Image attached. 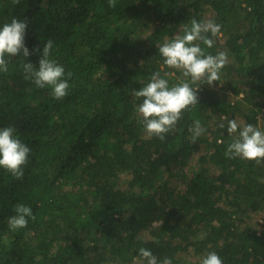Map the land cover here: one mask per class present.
<instances>
[{
	"label": "trees",
	"instance_id": "trees-1",
	"mask_svg": "<svg viewBox=\"0 0 264 264\" xmlns=\"http://www.w3.org/2000/svg\"><path fill=\"white\" fill-rule=\"evenodd\" d=\"M27 19L29 57L0 72V127L31 148L24 175L0 169V264H264V159L228 158L236 119L264 129V0H0V24ZM221 25L209 52L226 51L219 81L202 84L164 139L136 112V89L168 68L157 46L191 20ZM65 66L68 95L25 78L44 42ZM200 120L206 132L192 139ZM234 135V134H233ZM35 220L13 231L18 203Z\"/></svg>",
	"mask_w": 264,
	"mask_h": 264
},
{
	"label": "clouds",
	"instance_id": "clouds-1",
	"mask_svg": "<svg viewBox=\"0 0 264 264\" xmlns=\"http://www.w3.org/2000/svg\"><path fill=\"white\" fill-rule=\"evenodd\" d=\"M28 26L27 19L15 17L10 22L0 24V72L9 70L10 58L18 55L29 57L30 51L25 43ZM220 31L221 25L212 19L198 21L193 18L178 34L157 46L163 64L180 70L186 79L170 83V73L161 74L156 71L147 83L134 91L133 95L139 100L136 112L142 116L144 130L149 135L164 139V134L175 127L182 111L198 102V88L202 84L212 86L219 81L228 54L226 51L213 54L208 49L214 47L213 38ZM53 47L52 40L44 42L40 50L39 66L24 62L22 69L26 79H30L37 87H49L52 96L61 99L68 95L71 73H66L65 66L52 57ZM220 127L233 136L227 144L226 157L254 160L256 163L264 159V129L253 124H241L236 119ZM190 132L192 139L196 140L206 129L200 120H194ZM31 151L14 126L0 127V169L14 177H22ZM31 220H35L32 206L18 202L13 206L12 214L7 217V227L13 231L22 230L27 228ZM138 253L143 264H172L170 257L158 260L150 249L144 247L139 248ZM200 264H223V258L211 250L200 258Z\"/></svg>",
	"mask_w": 264,
	"mask_h": 264
},
{
	"label": "rangeland",
	"instance_id": "rangeland-1",
	"mask_svg": "<svg viewBox=\"0 0 264 264\" xmlns=\"http://www.w3.org/2000/svg\"><path fill=\"white\" fill-rule=\"evenodd\" d=\"M262 218H264V214H260V216L256 217L255 221L261 220Z\"/></svg>",
	"mask_w": 264,
	"mask_h": 264
}]
</instances>
